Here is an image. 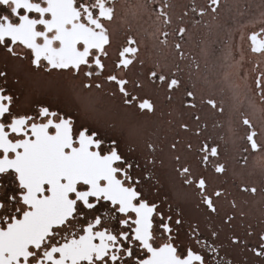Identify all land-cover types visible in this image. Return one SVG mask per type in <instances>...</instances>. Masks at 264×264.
<instances>
[{
	"label": "snow or ice",
	"instance_id": "6c2138e0",
	"mask_svg": "<svg viewBox=\"0 0 264 264\" xmlns=\"http://www.w3.org/2000/svg\"><path fill=\"white\" fill-rule=\"evenodd\" d=\"M0 264H264V0H0Z\"/></svg>",
	"mask_w": 264,
	"mask_h": 264
}]
</instances>
